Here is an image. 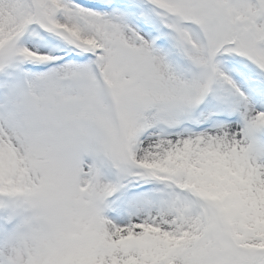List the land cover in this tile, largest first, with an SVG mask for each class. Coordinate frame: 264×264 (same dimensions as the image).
<instances>
[{"label":"snow or ice","instance_id":"snow-or-ice-1","mask_svg":"<svg viewBox=\"0 0 264 264\" xmlns=\"http://www.w3.org/2000/svg\"><path fill=\"white\" fill-rule=\"evenodd\" d=\"M0 264H264V0H0Z\"/></svg>","mask_w":264,"mask_h":264}]
</instances>
